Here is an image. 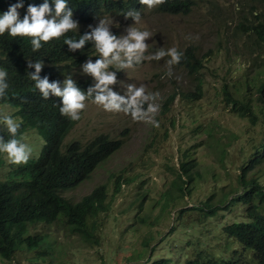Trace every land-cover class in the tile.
Instances as JSON below:
<instances>
[{
    "label": "clouds",
    "instance_id": "1",
    "mask_svg": "<svg viewBox=\"0 0 264 264\" xmlns=\"http://www.w3.org/2000/svg\"><path fill=\"white\" fill-rule=\"evenodd\" d=\"M200 3L198 0H10L0 4V37L27 41L34 53L41 48L45 50L39 57L27 60L40 101H53L62 117L77 122L74 129L89 108L100 109L99 131L82 140L72 137L73 129L63 146L59 145V152L71 141L86 143L100 135L112 144H122L109 160L135 133V122L151 115H155L154 125L168 121L176 98L179 97L182 106L183 96L194 92L199 84L204 98L206 77L218 79L222 89L223 80L219 70L213 68L214 64L222 56L231 55L230 50L247 46L240 39L226 36L221 6L207 15L209 23L185 24L186 30L182 31L181 22L173 18L189 16L200 7L196 12L206 13L207 7ZM255 14L259 17L258 10ZM152 15L161 17L156 25L151 22ZM253 21H239L242 36L252 37ZM211 36L216 37L217 54L205 43ZM181 69L190 77L191 90L181 91L177 86V72ZM147 70L153 71L156 85L143 95L140 91L131 94L130 90L141 85L133 83L128 75ZM7 78L8 71L0 64V152L4 161L0 174L9 165L8 171L0 176L2 180L11 171L33 163L47 147V141L36 130L18 131L21 120L16 112L19 109L7 101ZM230 92L235 93L231 89ZM169 105L167 119H163ZM4 109L9 112L3 114ZM37 134L44 142L42 149L36 146ZM7 138L11 141L4 144ZM106 162L97 165L80 185L91 179ZM117 179L122 186L124 179L115 177V187ZM80 185L63 191L62 195ZM101 186L105 184L98 185L92 192ZM249 221L248 218L246 222ZM24 246L16 245L13 238L3 239L0 232V264H23V261L34 264L36 250L27 247L24 250ZM22 250L29 258L19 259ZM244 250L252 255L250 250Z\"/></svg>",
    "mask_w": 264,
    "mask_h": 264
},
{
    "label": "rangeland",
    "instance_id": "2",
    "mask_svg": "<svg viewBox=\"0 0 264 264\" xmlns=\"http://www.w3.org/2000/svg\"><path fill=\"white\" fill-rule=\"evenodd\" d=\"M198 2L207 7L206 13L198 14L196 11L201 10L200 7L189 16L173 18L181 22L182 31L186 30L185 24L209 23L207 15L221 6L226 21V36L240 39L243 45L252 48L253 38L242 36L238 23L241 20L255 19L249 15V12L264 9V0H198ZM160 19L159 15L151 16L153 25H156ZM166 20L163 18V21ZM205 43L217 54L215 36L205 39ZM240 58L244 61V56ZM237 67H241V62L237 61V56L231 55L222 56L213 66L219 70L220 77L227 76L225 83H230L233 74L236 75V78L232 79L236 82L234 87L230 86L232 92L236 89L239 76L242 75V72L237 71ZM232 70L235 71L231 73ZM177 73L178 88L181 91L191 90L188 81L190 77L186 75V71L181 69ZM128 76L133 83L141 85L130 90L134 95L138 91L141 95L148 93L156 85L151 70ZM241 84L245 83L241 82ZM204 88V98L185 108H182L179 97L176 98L169 115V118L176 116L179 119L175 126H169L168 121L154 125L155 115L135 122L133 125L135 133L128 138L122 149L99 167L91 179L64 194L69 200L79 202L98 185L105 184L108 187L107 206L108 212L111 211L109 213L112 215L109 219L111 222L107 221L108 213L100 214L90 221V223L96 221L97 241L82 240L62 222L53 226L38 225L31 228L34 234L36 232L51 234L49 243L54 245V249L57 246L47 256L48 263L138 264L137 260L140 261V254L144 252L146 244L157 245L155 256L166 257L171 261L170 264H184V261L194 254L209 252L211 244L210 252L215 256L227 257L225 259L236 257L234 253L231 255L235 247L240 252L242 264L252 259L251 253L242 249L233 240H226L219 245L221 241L217 235L218 226L211 221H203L202 212L188 211L183 220L177 215L181 209L202 207L201 202L212 194H215L213 202L218 206L219 201L224 200L223 193L234 189L231 193L236 194L240 190L238 175L243 164L240 141L243 140L245 144L244 151H249L251 149L249 139H259L264 130V109L255 108L256 123H253L251 119L243 118L237 112L231 111V106L225 104L221 82L218 79L206 77ZM244 91L249 93L248 95L252 94L253 98L258 96L255 88L249 92H246L245 88ZM8 112L9 109L2 111L3 114ZM99 114L98 107L89 108L74 129L72 137L85 140L92 133H97L100 129ZM30 139L34 141L33 137ZM200 139H204L203 145H200ZM36 140L39 141L36 146L42 149L44 142L38 134ZM33 143L35 145V142ZM186 150L196 162V167L192 171L196 178V185H192L195 189L190 196L186 195L179 199V193L177 197H170L180 189L173 185L176 174L169 171L168 167H178ZM225 150L230 152L227 161H224L225 156L222 155ZM6 160L10 162L8 157ZM8 169L9 165L4 168L0 176L2 177ZM262 173H264V162L251 175L257 176ZM115 177L124 179L118 193L114 189ZM262 181L264 182V178ZM168 196L175 202H170ZM158 201H160L159 207L153 209V205ZM218 208L216 207L215 210L219 214L220 223L248 221L246 206L242 203L223 211ZM170 231L172 233H168ZM44 245L45 243L42 247ZM18 257L29 258L24 250L19 252ZM141 262L139 264H144L146 259L142 258ZM23 264L29 263L23 261Z\"/></svg>",
    "mask_w": 264,
    "mask_h": 264
},
{
    "label": "trees",
    "instance_id": "3",
    "mask_svg": "<svg viewBox=\"0 0 264 264\" xmlns=\"http://www.w3.org/2000/svg\"><path fill=\"white\" fill-rule=\"evenodd\" d=\"M6 1L10 0H0V4ZM249 13L255 18L251 27L253 49L247 46L244 49L230 50L231 56H237V61L241 62V67H237V71L242 72V75L239 76V82L235 86V93L230 92V86L234 87L236 82L232 79H235L236 75L233 74L231 84L224 82L227 76L221 79L222 92L227 105L241 117L249 118L256 123L255 108L264 109V9L258 10L259 17L255 11ZM29 38L32 40L31 37ZM41 49L40 52L34 53L27 41L0 37V64L8 71L7 101L19 109L16 112L21 120L18 131L36 130L47 141L46 149L37 160L28 166L11 171L5 180L0 179V232L3 239L13 238L16 245H25L24 250L26 247L31 251L36 250L34 264H51L48 263L47 258L55 250L54 245L49 243L51 234L40 232L34 234L31 228L38 225L53 226L62 222L82 240L97 241L96 221L92 223L90 221L100 214L108 213L107 221L111 222L109 219L112 215L109 214L111 211L108 212L107 206L108 187L105 185L96 188L78 203L67 200L62 192L77 187L89 178L92 170L100 163L106 162L122 144H117L118 142L112 144L100 135H96L86 143L81 140L71 141L64 146V151L59 152V145L63 146L77 122L62 117L53 101H40L27 60L31 57H39L45 51ZM242 56L244 61L240 58ZM234 71L232 70L231 73ZM245 88L246 92L255 88L258 96L253 98L252 94L248 95L249 93L244 91ZM202 97L203 89L199 84L194 92L183 96L182 106L200 101ZM169 107L170 105L165 109V113L163 112V119L165 117L167 119ZM178 120L176 116L168 118L169 126H175ZM203 140L200 139V145H203ZM10 141L7 138L4 144ZM240 142L243 164L238 175V186L242 190H238L236 194L231 193L234 189L223 193L224 200L219 201L221 206L213 202L215 194H212L201 202L202 207L181 209L177 215L183 220L188 211L202 212L203 221H211L218 226L217 235L221 241L219 245L226 240H233L252 252V259L246 264H264V182L262 181L264 173L257 176L250 175L264 162V130L259 139H249L251 146L249 151H244L245 144L243 140ZM229 154L228 150L222 153L225 156L224 161H227ZM1 155L2 152H0V170L4 163ZM195 167L196 162L188 150L183 153L179 168L168 167L169 171L176 174L173 185L180 189L174 193L176 195L172 194L170 197H177L180 193V199L192 194L196 185V178L192 173ZM119 188H121L120 179H117L115 189L118 191ZM160 201L153 205V209L159 207ZM170 202L175 201L170 198ZM238 203L246 206L249 222L233 221L225 224L218 222L219 214L215 210L216 207L223 211ZM211 247L212 244L209 246V252H200L187 258L184 264H242L239 258L240 252L235 247L231 255L234 253L236 257L230 259L211 254ZM156 249L157 245L146 244L144 252L140 254V261L137 260L138 264L142 263V258L146 259L144 264H170L171 261L166 257L155 256Z\"/></svg>",
    "mask_w": 264,
    "mask_h": 264
}]
</instances>
